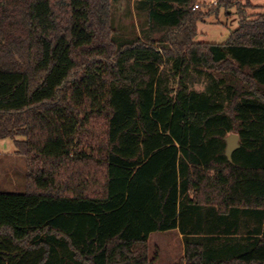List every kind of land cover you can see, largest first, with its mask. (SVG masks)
Listing matches in <instances>:
<instances>
[{"label":"trees","instance_id":"16d2710c","mask_svg":"<svg viewBox=\"0 0 264 264\" xmlns=\"http://www.w3.org/2000/svg\"><path fill=\"white\" fill-rule=\"evenodd\" d=\"M112 1L0 0V140L28 181L0 191V264H154L176 229L184 264H264V5L135 0L149 31L117 45ZM221 9L237 29L195 41Z\"/></svg>","mask_w":264,"mask_h":264},{"label":"rangeland","instance_id":"374dc122","mask_svg":"<svg viewBox=\"0 0 264 264\" xmlns=\"http://www.w3.org/2000/svg\"><path fill=\"white\" fill-rule=\"evenodd\" d=\"M201 1V0H200ZM212 0L197 2L192 9L195 12L209 11ZM255 6L264 5V0H248ZM113 40L119 45L136 38H144L149 31L147 8L135 0H113L111 3ZM259 9H246L248 19L261 13ZM239 19L235 9L229 15L221 9L197 26L195 41L221 44L227 41L230 33L237 29ZM189 86L198 92L208 85L205 76L191 73ZM27 162L24 156L16 154L14 141L9 138L0 140V191L23 193L27 186ZM149 257L156 259L154 264H184V246L182 238L175 231L152 233L147 242Z\"/></svg>","mask_w":264,"mask_h":264},{"label":"water","instance_id":"95a60500","mask_svg":"<svg viewBox=\"0 0 264 264\" xmlns=\"http://www.w3.org/2000/svg\"><path fill=\"white\" fill-rule=\"evenodd\" d=\"M226 148H225V156L226 158L231 161L232 160V153L239 147V136L235 133L229 134L225 138Z\"/></svg>","mask_w":264,"mask_h":264},{"label":"crops","instance_id":"0c3cea01","mask_svg":"<svg viewBox=\"0 0 264 264\" xmlns=\"http://www.w3.org/2000/svg\"><path fill=\"white\" fill-rule=\"evenodd\" d=\"M216 0H212L208 5H212L213 4V2H215ZM244 1H246V0H244ZM199 3H204V2H202V0L200 1H198ZM204 4H206V3H204ZM197 6V5H196ZM172 231H175L181 238H182V241H183V237H182V235L180 234V232H179V230L178 229H176V230H172ZM150 237V236H149ZM184 246V245H183Z\"/></svg>","mask_w":264,"mask_h":264},{"label":"built area","instance_id":"2783aa9c","mask_svg":"<svg viewBox=\"0 0 264 264\" xmlns=\"http://www.w3.org/2000/svg\"><path fill=\"white\" fill-rule=\"evenodd\" d=\"M213 4L215 5V4H216V1H215V2H213Z\"/></svg>","mask_w":264,"mask_h":264}]
</instances>
